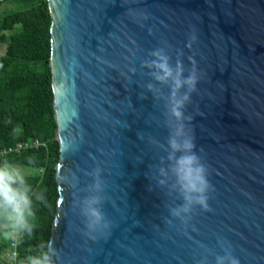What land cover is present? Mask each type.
I'll return each mask as SVG.
<instances>
[{
	"label": "water",
	"instance_id": "95a60500",
	"mask_svg": "<svg viewBox=\"0 0 264 264\" xmlns=\"http://www.w3.org/2000/svg\"><path fill=\"white\" fill-rule=\"evenodd\" d=\"M59 157L53 264H264V0H47ZM160 51L187 95L148 63ZM205 166L185 201L169 137ZM100 228L85 215L90 202Z\"/></svg>",
	"mask_w": 264,
	"mask_h": 264
},
{
	"label": "trees",
	"instance_id": "16d2710c",
	"mask_svg": "<svg viewBox=\"0 0 264 264\" xmlns=\"http://www.w3.org/2000/svg\"><path fill=\"white\" fill-rule=\"evenodd\" d=\"M6 1L18 9L0 14V148L31 140L41 143L38 148L0 156V163L32 170L24 174L31 189L33 229L31 234H22L15 248L17 260H22L50 238L58 197L55 166L59 145L49 69L47 0H0V5ZM10 243L0 238V255L11 249ZM0 264L8 263L0 259Z\"/></svg>",
	"mask_w": 264,
	"mask_h": 264
},
{
	"label": "clouds",
	"instance_id": "9594fccd",
	"mask_svg": "<svg viewBox=\"0 0 264 264\" xmlns=\"http://www.w3.org/2000/svg\"><path fill=\"white\" fill-rule=\"evenodd\" d=\"M152 56L157 59L148 63V66L156 69L153 72L154 77L160 81L171 78L173 82L170 111L172 116L179 120L182 117L181 108L188 97L184 95L176 98V90L182 85L193 87L194 77L189 76L181 80L179 66L174 74L168 64L167 56L162 55L160 51H154ZM168 143L171 149L169 154L171 171L175 177L176 187L185 201L184 205L173 211V214L179 216L182 212L187 213L193 203L207 210L206 193L210 186L205 175L206 169L199 157L192 151L194 145L191 138L184 135L182 125L175 129ZM30 191L21 168L6 161L0 163V218H2L0 238L10 241L13 249L20 243L22 234H31L33 229L30 223V218L33 216ZM39 198L37 196V199ZM94 203L95 201L90 202L85 215L90 218V227L100 228L101 214L91 206ZM50 249L51 241H45L37 246L35 254H29L24 259L17 260L18 254L12 251L6 259L8 264H13V262L15 264H53ZM216 264H239V260L231 256H221L217 258Z\"/></svg>",
	"mask_w": 264,
	"mask_h": 264
},
{
	"label": "built area",
	"instance_id": "2783aa9c",
	"mask_svg": "<svg viewBox=\"0 0 264 264\" xmlns=\"http://www.w3.org/2000/svg\"><path fill=\"white\" fill-rule=\"evenodd\" d=\"M39 146H41V143L38 140H31L29 142H24V143H16L14 146L6 147V148H0V156H3L5 154H9V153H19L20 151H23L24 149L38 148ZM10 248H11L10 250H8L7 252L0 255L1 260H4L5 262H7L6 257L12 251H15V249H13L11 247V243H10ZM13 264H14V262H13Z\"/></svg>",
	"mask_w": 264,
	"mask_h": 264
},
{
	"label": "rangeland",
	"instance_id": "374dc122",
	"mask_svg": "<svg viewBox=\"0 0 264 264\" xmlns=\"http://www.w3.org/2000/svg\"><path fill=\"white\" fill-rule=\"evenodd\" d=\"M18 6L17 5H15L12 1H6V2H3L1 5H0V14L1 13H3L4 11H6V10H15V9H18L17 8ZM9 10V11H10ZM3 51V48L2 47H0V52H2ZM23 171H24V173H26V174H28V173H30V172H32V170L31 169H29V170H25V169H23Z\"/></svg>",
	"mask_w": 264,
	"mask_h": 264
}]
</instances>
